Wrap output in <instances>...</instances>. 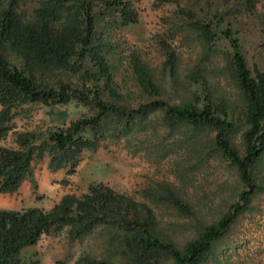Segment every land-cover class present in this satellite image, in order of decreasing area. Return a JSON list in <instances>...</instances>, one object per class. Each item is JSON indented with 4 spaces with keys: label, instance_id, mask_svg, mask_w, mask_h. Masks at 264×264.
I'll list each match as a JSON object with an SVG mask.
<instances>
[{
    "label": "trees",
    "instance_id": "1",
    "mask_svg": "<svg viewBox=\"0 0 264 264\" xmlns=\"http://www.w3.org/2000/svg\"><path fill=\"white\" fill-rule=\"evenodd\" d=\"M242 1L247 11L257 2ZM25 7L21 0H0V139L11 131L15 108L22 104L51 106L74 101L86 107L89 115L41 133L14 132V148L0 144V194L15 193L30 178L32 161L44 153L49 171L65 169V176L72 175L83 151L96 150L108 135L118 138L151 114L158 115L168 135L182 132L195 144L205 135L207 140L200 145L228 163L241 189L211 221L203 220L199 209L171 183L160 182L139 191L146 201L165 206L184 219L191 236L182 242L160 227L154 209L145 201L101 181L89 182L80 195H61L48 210L37 206L0 208V264H22L24 248L34 245L43 234L62 230L70 242L97 230L105 235L97 254L82 253L73 264L208 262L214 256V246L264 191V67H247L231 28L220 32L212 20L198 19L193 26L205 44L219 35L228 41L221 72L234 88L235 98L225 96L200 70H193L186 77L195 91L169 103L151 69L132 54L129 61L139 99L131 103L114 81L109 60L112 46L95 14L96 9L107 10L116 25L133 24L138 13L131 0H38L31 8ZM179 11L191 16L186 10ZM259 33L264 48V20ZM158 43L165 56L164 66L175 80L176 56L163 41ZM7 56L15 58L16 64ZM67 73L77 82L66 80L63 75ZM67 182L62 178L59 183Z\"/></svg>",
    "mask_w": 264,
    "mask_h": 264
},
{
    "label": "rangeland",
    "instance_id": "2",
    "mask_svg": "<svg viewBox=\"0 0 264 264\" xmlns=\"http://www.w3.org/2000/svg\"><path fill=\"white\" fill-rule=\"evenodd\" d=\"M31 8L38 0H21ZM138 13L135 23L118 26L107 12L95 10L98 27L111 44L109 54L112 74L119 91L131 103L139 99L129 57L134 54L152 71L164 98L175 103L195 91L186 76L200 70L206 80L225 96L235 98V90L221 72L223 54L229 51L228 41L222 35L205 44L193 22L212 20L217 31L231 28L239 39L240 52L247 67H264V48L260 46V25L264 20V0H257L247 11L242 0H131ZM191 13L187 16L179 10ZM158 41H163L174 52L177 77L172 80L164 66L165 56ZM11 63L17 60L7 56ZM72 83L77 79L71 73L63 75ZM198 86L200 89L202 86ZM198 89V90H199ZM197 90V91H198ZM12 129L0 139V144L16 147L14 132H45L55 126L89 115V110L74 101L66 104L43 105L26 103L15 108ZM196 138H194L195 140ZM201 135L199 143L186 139L182 132L168 135L160 125L158 115L151 114L136 121L118 138L107 136L94 151H83L72 175L65 169L51 172L47 169L46 153L31 163V176L26 178L18 192L0 195V208L20 210L37 206L48 210L61 195H80L87 184L101 181L119 193L146 202L154 209L160 227L175 241L182 242L191 236L183 224L165 206H155L141 197L139 191L160 182L171 183L183 193L203 220L211 221L226 205L234 201L241 189L234 170L217 153L200 145L206 142ZM264 165V156L262 158ZM67 178L66 184H60ZM36 188L33 189L32 183ZM104 232L95 231L81 240L70 242L65 232L41 235L34 245L20 253L22 264H73L82 253L97 254L102 249ZM204 264H264V191L252 202L230 229L214 246V256Z\"/></svg>",
    "mask_w": 264,
    "mask_h": 264
},
{
    "label": "crops",
    "instance_id": "3",
    "mask_svg": "<svg viewBox=\"0 0 264 264\" xmlns=\"http://www.w3.org/2000/svg\"><path fill=\"white\" fill-rule=\"evenodd\" d=\"M23 182H24V181H23ZM23 182H22V184H23ZM22 184H21V185H22ZM20 187H21V186H20ZM20 187H19V189H20ZM19 189H18L16 192H18ZM16 192H15V193H16ZM12 194H14V193H12ZM0 195H11V194H0Z\"/></svg>",
    "mask_w": 264,
    "mask_h": 264
}]
</instances>
